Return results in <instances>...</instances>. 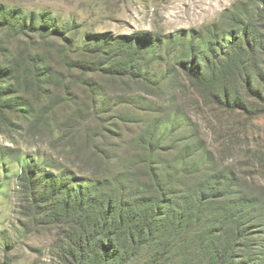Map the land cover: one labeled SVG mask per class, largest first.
<instances>
[{
    "label": "rangeland",
    "instance_id": "obj_1",
    "mask_svg": "<svg viewBox=\"0 0 264 264\" xmlns=\"http://www.w3.org/2000/svg\"><path fill=\"white\" fill-rule=\"evenodd\" d=\"M231 63L240 70L223 84ZM256 90L264 0H0V99L15 111L10 127L0 122V264H60L78 208H63L69 195L80 189L95 215L111 197L151 199L157 168L168 187L158 205L171 199L178 215L189 188L219 173L233 180L214 193L229 191L227 200L190 196L167 264H206L219 245L226 264H264ZM190 149L207 176L181 172Z\"/></svg>",
    "mask_w": 264,
    "mask_h": 264
},
{
    "label": "trees",
    "instance_id": "obj_2",
    "mask_svg": "<svg viewBox=\"0 0 264 264\" xmlns=\"http://www.w3.org/2000/svg\"><path fill=\"white\" fill-rule=\"evenodd\" d=\"M237 70L240 69L236 68V64L227 65L224 73L219 77V81L224 84L225 81L237 73ZM196 74L198 75L199 83H203L209 78V75L203 72ZM249 82L251 85V81ZM205 85L204 83L202 84V86ZM208 92L211 93V97H216L219 103L222 102L218 89L209 88ZM255 92L259 98L264 100L263 91L256 90ZM9 95L11 94L7 93L6 96ZM225 96L229 98L231 95L226 91ZM1 100L0 122L3 126L10 127V124H13L12 114L15 111L10 107L11 104L8 107L7 101L10 99L4 102ZM167 135L168 131L163 136ZM190 150L192 151L189 152L187 163L191 161V168L181 172L185 174L184 176L189 175L190 177L207 176L206 169H198L201 168L200 166L204 161L202 157H198V149ZM179 163V159H176L173 165H170L169 162L166 165H168L169 171L171 169L177 170ZM159 171L160 169L157 168L155 172L150 174L152 181L150 188L155 192L151 199L131 202L130 200H124L123 196L125 195H121L120 199L111 197L112 199L109 200L107 206L102 205L104 210L98 215H95L92 209L84 203V196L80 189V191H77L76 196L69 195L67 201L63 203V208L70 212L68 207L70 202H73L78 208L75 210L69 224L71 233L68 236V245L63 250V254L56 256L60 264H136L139 260H143V264H167L168 256L173 250L170 239L178 235L187 226V210L185 208L189 210L193 208L190 205L193 199H200L207 190L213 192L211 199L217 198L222 201L227 200L228 196H230L229 191H222L217 196H214V193L218 192L220 187L225 186V188L231 190L233 182L226 174H215L211 176L206 185L189 188L192 194L190 196L194 197L193 199L190 196L186 197V207L182 209L183 214L178 215L175 212L176 204L171 199L165 201V207H159L158 205L161 197H165L164 193L168 190V187L162 184L164 175L157 174ZM238 178L241 180L240 177ZM180 182L182 181L176 180V182L171 184L183 186ZM249 204L258 205L257 201L254 200L249 201L247 206ZM191 216L195 220L192 212ZM192 219L191 221L193 222ZM235 224L233 233L235 231L239 236L240 231L236 228L238 224ZM215 239L211 238L213 244H216L217 239ZM208 241L210 242V240ZM219 241L222 243L221 240ZM208 249L211 254L207 256L206 264H226L227 253L222 254L220 245L218 248L208 246ZM185 264H189V260Z\"/></svg>",
    "mask_w": 264,
    "mask_h": 264
}]
</instances>
